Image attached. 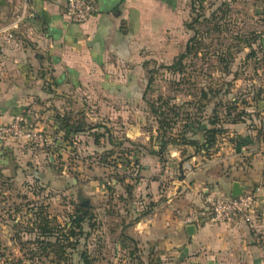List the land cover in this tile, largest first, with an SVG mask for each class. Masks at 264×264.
Masks as SVG:
<instances>
[{
	"label": "rangeland",
	"instance_id": "rangeland-1",
	"mask_svg": "<svg viewBox=\"0 0 264 264\" xmlns=\"http://www.w3.org/2000/svg\"><path fill=\"white\" fill-rule=\"evenodd\" d=\"M19 2L10 1L11 8L18 7ZM9 12V18L17 19L18 10ZM180 16L174 27L164 31L158 45L147 52L145 67L140 69L139 82L146 92L138 110L143 118L139 139L149 136L153 143L136 145L149 151L157 150L163 139L169 141L174 136L180 140V134L187 139L198 138L185 127L187 122L194 127L216 128L215 142L204 152L168 142L165 155L177 151L171 168H176L177 160L188 172L202 170L209 163L214 173L230 180L232 167L249 162L254 165L257 159L264 183V0H186ZM181 54L184 58L173 70L170 66ZM151 106L163 120L160 126ZM80 109L74 117L81 121ZM86 113L89 126L104 122L108 127L59 142L42 160L19 162L9 155V162L1 165L0 264H86V260L87 264H179L168 252L154 251L144 243L133 247L129 240L121 239V227L132 220L131 202L143 201L134 193L131 198L125 190L127 186L137 188L136 180L141 177L133 157L124 156L137 148L125 139L119 144L122 155L108 156L104 149L108 144L96 141L95 134H117L123 140L129 128L120 121L115 127L98 110ZM127 119L129 122L132 117L127 115ZM192 151L198 161L191 157ZM230 153H235V158L230 163L222 161ZM182 172L171 173L170 180L178 179ZM256 184L251 181L247 186L253 189ZM259 186L264 188L262 183ZM259 198L249 211L260 224L247 220L252 243L239 258L244 264H264V190ZM80 203L89 204L91 219L84 220L82 233L70 236ZM41 241L54 246L43 250ZM58 241L63 244L62 257Z\"/></svg>",
	"mask_w": 264,
	"mask_h": 264
},
{
	"label": "crops",
	"instance_id": "crops-1",
	"mask_svg": "<svg viewBox=\"0 0 264 264\" xmlns=\"http://www.w3.org/2000/svg\"><path fill=\"white\" fill-rule=\"evenodd\" d=\"M10 1L14 0H0L3 16L0 27L13 21L9 18L12 9L18 10V16L24 9L26 12L17 26L11 28V36L0 34V123L23 116L32 127L45 132L50 144L32 145L38 147L34 149L23 141L10 142L0 147V167L9 162V155L19 162L42 160L46 152H54L57 143H67L81 134L91 135L99 127L107 126L104 122L89 126L85 122L87 111L98 110L115 127L120 121L129 128L124 131L123 140L117 134H95L96 141L108 144V148L102 146L110 157L122 155L120 145L125 139L126 143L135 145L153 143L149 136L139 139L143 118L138 110L145 90L139 82L140 69L145 67L147 52L181 18L186 0H119L108 12L101 11L97 0H93L95 11L82 24L68 21L65 0H27L26 3L20 0L18 7L13 8ZM77 109L83 116L81 121L74 117ZM127 115L132 117L129 122ZM79 122L87 128L84 126L83 131L76 133L64 130V125L74 126ZM138 145L124 156L133 157L141 176L136 180L137 188L131 189L129 195L132 198L134 193L143 201L131 202L132 220L121 227V239L129 240L133 247L144 243L154 251L168 252L179 264H230L226 260L231 259L244 264L239 258L252 243L248 240L247 220L257 222V226L260 220H254L250 211L232 224L212 223L203 196L216 192L223 195L220 197H231L233 182L244 191L252 181L257 183L254 188H259L257 203L264 190L259 186L264 185L262 167L257 166L259 161L232 167L228 175L232 179L228 180L214 173L209 163L202 170L188 172L185 165L180 168L182 161L177 160L176 168L172 169L171 160H176L177 151L156 154L153 153L156 148L146 151ZM235 153L221 158L222 161L230 163ZM191 157L198 161L197 153L192 151ZM179 170H183L182 176L171 181V173ZM2 171L5 172L4 168ZM238 175H242L240 179ZM213 186L217 189H212ZM189 225L194 227L191 235L186 230Z\"/></svg>",
	"mask_w": 264,
	"mask_h": 264
},
{
	"label": "built area",
	"instance_id": "built-area-1",
	"mask_svg": "<svg viewBox=\"0 0 264 264\" xmlns=\"http://www.w3.org/2000/svg\"><path fill=\"white\" fill-rule=\"evenodd\" d=\"M25 3L27 0H24ZM24 3V4H25ZM95 11L93 0H65V15L69 22L82 24L86 22ZM24 9L17 19L0 27V34L6 33L11 36L10 30L24 18ZM23 141L34 146L50 144L45 132L39 128L32 127L23 116H15L7 123H0V147L10 142ZM259 188L246 189L236 197H220L205 194L204 201L207 206L209 220L212 223L232 224L237 218L247 214L258 197Z\"/></svg>",
	"mask_w": 264,
	"mask_h": 264
},
{
	"label": "trees",
	"instance_id": "trees-1",
	"mask_svg": "<svg viewBox=\"0 0 264 264\" xmlns=\"http://www.w3.org/2000/svg\"><path fill=\"white\" fill-rule=\"evenodd\" d=\"M184 58V55L181 54L178 57V60L174 61L171 64V68L173 70L177 69V67L180 66L182 59ZM145 90L144 93L142 95V99L144 100L145 97ZM153 108V113L156 115V122L159 124V126L163 123V120L160 118V116L157 114V109H155V107L151 106ZM84 124L82 122H79L77 124H74V126L71 125H67V126H63L64 130L68 133V132H81L84 130ZM186 128H188L190 131H192L193 133H196L198 138L196 139H187L184 135L180 134L177 135V137L181 136L180 140L176 139V137H172L168 140H161L159 145H158V149L156 151H154L153 153L156 154H160L163 152V149L165 148V146L167 145V143L169 142L172 145H188L190 147H192L195 151H207L209 148H211L215 142L216 139V134L218 133V130L216 128H207L206 126H193L192 124L188 123L185 125ZM73 129V130H72ZM118 181V180H117ZM131 187L127 186V188H125L126 193L129 195L130 191H131ZM77 212L79 213L78 216H76V218L73 220V225L71 226L70 230H69V235L70 236H76L77 233L80 234L82 233V229H83V223L84 220L86 219V221L89 222V220L91 219V214L89 213V204H86L85 206L81 203L78 205V210ZM75 229H77V232L75 233ZM43 241H41L40 243H42ZM44 246H43V250L46 247L49 246H54V244L50 243V242H43ZM42 243V244H43ZM56 246L57 249L61 252H59V257H62V249H63V244H60L59 241L56 242ZM87 260H86V264H87Z\"/></svg>",
	"mask_w": 264,
	"mask_h": 264
},
{
	"label": "water",
	"instance_id": "water-1",
	"mask_svg": "<svg viewBox=\"0 0 264 264\" xmlns=\"http://www.w3.org/2000/svg\"><path fill=\"white\" fill-rule=\"evenodd\" d=\"M100 10L103 12L111 11L118 3L119 0H97ZM243 188L237 183L233 182L231 186V197H236L241 195ZM187 233L191 235L194 232V227L192 225L187 226Z\"/></svg>",
	"mask_w": 264,
	"mask_h": 264
},
{
	"label": "flooded vegetation",
	"instance_id": "flooded-vegetation-1",
	"mask_svg": "<svg viewBox=\"0 0 264 264\" xmlns=\"http://www.w3.org/2000/svg\"><path fill=\"white\" fill-rule=\"evenodd\" d=\"M83 204H85V203H83ZM87 204V203H86Z\"/></svg>",
	"mask_w": 264,
	"mask_h": 264
}]
</instances>
